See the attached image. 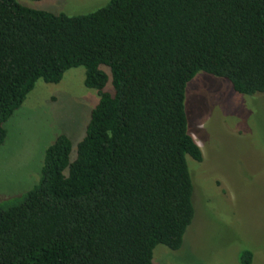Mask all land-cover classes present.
Instances as JSON below:
<instances>
[{"label": "trees", "instance_id": "obj_1", "mask_svg": "<svg viewBox=\"0 0 264 264\" xmlns=\"http://www.w3.org/2000/svg\"><path fill=\"white\" fill-rule=\"evenodd\" d=\"M79 67L100 102L77 148L59 136L40 182L0 202V264H159L196 213L187 86L204 72L264 94V0H110L78 16L0 0V146L37 83Z\"/></svg>", "mask_w": 264, "mask_h": 264}, {"label": "rangeland", "instance_id": "obj_2", "mask_svg": "<svg viewBox=\"0 0 264 264\" xmlns=\"http://www.w3.org/2000/svg\"><path fill=\"white\" fill-rule=\"evenodd\" d=\"M53 14L78 16L110 0H18ZM86 69L67 71L58 84L40 80L6 123L0 146V202L20 197L41 180L48 148L61 135L74 146L84 138L100 102L85 85ZM106 91L112 92V82ZM186 111L202 162L189 160L194 182L195 219L177 251L159 245V264H264V94L242 95L221 78L204 72L188 84Z\"/></svg>", "mask_w": 264, "mask_h": 264}]
</instances>
